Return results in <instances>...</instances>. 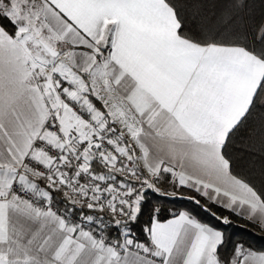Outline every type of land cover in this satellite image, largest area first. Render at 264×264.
Instances as JSON below:
<instances>
[{"label": "snow or ice", "instance_id": "obj_1", "mask_svg": "<svg viewBox=\"0 0 264 264\" xmlns=\"http://www.w3.org/2000/svg\"><path fill=\"white\" fill-rule=\"evenodd\" d=\"M264 4V0H262ZM247 0H0V264H264V20ZM187 10H190L186 12Z\"/></svg>", "mask_w": 264, "mask_h": 264}, {"label": "trees", "instance_id": "obj_2", "mask_svg": "<svg viewBox=\"0 0 264 264\" xmlns=\"http://www.w3.org/2000/svg\"><path fill=\"white\" fill-rule=\"evenodd\" d=\"M190 10L186 9V12ZM242 21L236 27L247 33L249 38H251L255 26L258 25L261 20H264V4L262 0H247V7L241 13ZM238 157V168L245 175H248L253 182L259 187L264 183V158L259 155L248 156L243 154L240 156L239 151L236 150ZM189 193H185V198H159L151 199L150 203L146 206L144 215L141 217L140 222L134 225L135 231L140 234L143 223L149 218L150 208L153 204H159L162 207V217L168 216V210H182L189 209L195 215L205 222L214 224L219 227H223L225 231L226 239L230 242L234 241H244L246 244L251 245L254 248H264V233H260L252 224L247 223L245 220L239 218L238 216L232 215L223 209H217L213 206V211L217 215L229 216L231 224L220 225L214 217L204 212L199 207L192 204L186 196Z\"/></svg>", "mask_w": 264, "mask_h": 264}]
</instances>
